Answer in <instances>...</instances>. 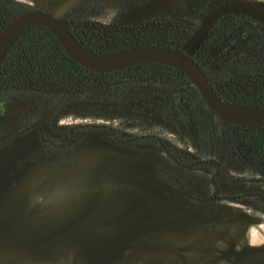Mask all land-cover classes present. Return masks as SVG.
Returning a JSON list of instances; mask_svg holds the SVG:
<instances>
[{
	"label": "rangeland",
	"instance_id": "rangeland-1",
	"mask_svg": "<svg viewBox=\"0 0 264 264\" xmlns=\"http://www.w3.org/2000/svg\"><path fill=\"white\" fill-rule=\"evenodd\" d=\"M2 1L129 28L199 25L226 0L141 19L164 0ZM229 138L178 84L0 92V264H264V175Z\"/></svg>",
	"mask_w": 264,
	"mask_h": 264
},
{
	"label": "trees",
	"instance_id": "trees-1",
	"mask_svg": "<svg viewBox=\"0 0 264 264\" xmlns=\"http://www.w3.org/2000/svg\"><path fill=\"white\" fill-rule=\"evenodd\" d=\"M19 14L18 11L15 12L14 5L6 4L0 0V33L6 23L13 16ZM245 16L229 14L220 18L218 22H221L223 18H228L227 23L224 22L225 29L223 30H226V27L238 24V21L232 22L230 19ZM104 17H101L99 7L93 6L86 13L78 14L73 18L79 23L86 21L111 23L107 17ZM156 20L153 25L137 26L132 31L125 33L104 32L92 28L87 29L85 26L76 30L72 29V33L85 47L97 53H111L120 48L137 44H159L180 49L186 41L181 34L180 26L178 24L169 25L164 19ZM124 82L166 87L172 84L182 85L188 89L191 88L207 105L191 78L179 69L162 63L141 62L110 72L92 70L72 59L65 52L56 36L49 29L41 26H31L25 29L0 64V92L20 93L24 92L25 87L29 85L32 90H44V92L53 95L69 92L89 93L104 89L110 84ZM260 104L264 105V103ZM207 107L209 108L208 105ZM211 112L214 124L224 126L229 132L230 141L235 148H238L239 159L262 173L264 168V126L229 124L224 122L213 110ZM200 131V135L203 136V130ZM142 136L149 139L158 138V136L154 137L153 133H143ZM63 146H66L63 147L65 150L70 149L67 145ZM201 147L205 150L207 143H202ZM202 158L201 161L207 163L213 160L208 159L207 155Z\"/></svg>",
	"mask_w": 264,
	"mask_h": 264
},
{
	"label": "water",
	"instance_id": "water-1",
	"mask_svg": "<svg viewBox=\"0 0 264 264\" xmlns=\"http://www.w3.org/2000/svg\"><path fill=\"white\" fill-rule=\"evenodd\" d=\"M229 14H243L264 24V1L226 0L218 3L203 15L200 25L180 49L159 44H137L111 53H97L85 47L73 35L71 28L85 26L87 29L92 28L105 32L121 30L128 32L135 27H120L90 21L76 23L74 19L53 10L31 8L10 19L0 33V64L25 29L31 26H41L49 29L65 52L85 67L99 72H110L141 62L167 64L183 71L191 78L209 108L224 122L264 126V105L238 104L221 99L200 64L193 58L214 24ZM153 22L150 21L149 24L153 25Z\"/></svg>",
	"mask_w": 264,
	"mask_h": 264
},
{
	"label": "flooded vegetation",
	"instance_id": "flooded-vegetation-1",
	"mask_svg": "<svg viewBox=\"0 0 264 264\" xmlns=\"http://www.w3.org/2000/svg\"><path fill=\"white\" fill-rule=\"evenodd\" d=\"M227 20L228 18H223L221 22L218 20L214 24L193 58L200 64L221 99L237 102L242 96L258 95L261 97L260 101L264 103V24L245 16L230 19L232 22L238 21V24L230 25L223 30ZM150 21L152 20L146 25H149ZM75 22L79 23L76 20ZM77 28L79 27H73L71 31ZM249 44L255 49L252 58L246 57ZM30 90L32 88L28 85L24 92ZM262 173L264 174V168Z\"/></svg>",
	"mask_w": 264,
	"mask_h": 264
},
{
	"label": "crops",
	"instance_id": "crops-1",
	"mask_svg": "<svg viewBox=\"0 0 264 264\" xmlns=\"http://www.w3.org/2000/svg\"><path fill=\"white\" fill-rule=\"evenodd\" d=\"M144 8L140 13H136L138 18H146L151 17L155 13H159L162 11H173V12H182L186 11L184 6H181L180 3L176 2L175 0H164V2H154L150 4H146L142 6ZM140 9V8H139ZM243 263V262H242Z\"/></svg>",
	"mask_w": 264,
	"mask_h": 264
},
{
	"label": "built area",
	"instance_id": "built-area-1",
	"mask_svg": "<svg viewBox=\"0 0 264 264\" xmlns=\"http://www.w3.org/2000/svg\"><path fill=\"white\" fill-rule=\"evenodd\" d=\"M6 4H8V3H6ZM83 11H84L83 8L82 9L79 8L77 10V14H81V12L83 13ZM13 17H15V16H13ZM197 25H198V23L194 24V25H191V26H185V25H182V24L179 25L180 29H181V34L184 36V39L187 40L189 38L191 32L197 27ZM248 47L249 48L246 51V57H251L252 58V56L255 55V54H253V53H255V49H252V47H250V44H249ZM248 96L251 97V98L250 99L249 98H245V97H248ZM251 99H253V100H251ZM260 99H261V97L258 96V95L257 96L256 95H246V96H242L241 100H239L237 102L236 101H231V100H226V101L231 102V103H238V104L261 105L260 103H262V102L260 101ZM223 100H225V99H223ZM208 109L211 111L210 108H208Z\"/></svg>",
	"mask_w": 264,
	"mask_h": 264
}]
</instances>
